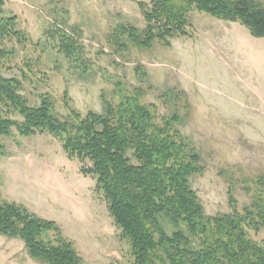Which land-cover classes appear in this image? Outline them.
<instances>
[{
	"label": "rangeland",
	"instance_id": "1",
	"mask_svg": "<svg viewBox=\"0 0 264 264\" xmlns=\"http://www.w3.org/2000/svg\"><path fill=\"white\" fill-rule=\"evenodd\" d=\"M141 2L151 0H5L4 9L32 40L26 49L15 46L8 74L23 77L31 104L48 93L60 115L67 114L65 99L82 114L102 112L103 98L117 102L138 89L159 117H176L200 153L203 170L191 184L206 213H229L234 201L242 211L264 184V37L193 8L187 34L169 46L123 50L109 35L118 23L145 26ZM60 27L81 43L79 62L55 48ZM23 61L33 63V73ZM0 141V201L55 221L88 264H131L130 243L97 190V177L82 172L83 163L68 156L60 139L13 129ZM250 235L262 241L264 229ZM0 264L45 263L21 239L0 235Z\"/></svg>",
	"mask_w": 264,
	"mask_h": 264
},
{
	"label": "trees",
	"instance_id": "2",
	"mask_svg": "<svg viewBox=\"0 0 264 264\" xmlns=\"http://www.w3.org/2000/svg\"><path fill=\"white\" fill-rule=\"evenodd\" d=\"M4 1L0 135L16 129L23 136L48 132L60 139L68 156L81 160L82 172L97 177V190L130 243L131 264H264V240L250 235L251 230L264 229V184L242 211L234 201L231 212L208 215L191 184L192 176L203 170L200 153L179 130L176 117H159L138 89L122 93L117 102L103 98L102 112L82 114L65 99L67 114L60 115L48 93L39 104H31L23 94V77L8 73L15 46L26 49L32 40L17 15L4 9ZM140 6L144 27L118 23L109 35L123 50L130 44L169 46L172 38L187 34L193 8L239 21L254 36L264 37V0H151ZM56 32L58 52L79 62L81 43L74 33L63 27ZM23 65L33 73L32 62ZM4 150L0 141V156ZM0 235L21 239L30 256L45 264H88L55 221L22 203L0 201Z\"/></svg>",
	"mask_w": 264,
	"mask_h": 264
}]
</instances>
